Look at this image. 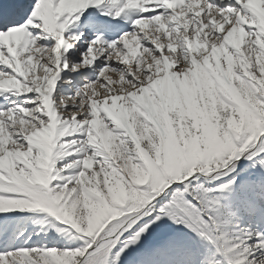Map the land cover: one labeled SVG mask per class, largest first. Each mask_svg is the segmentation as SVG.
<instances>
[{
	"label": "snow or ice",
	"instance_id": "obj_1",
	"mask_svg": "<svg viewBox=\"0 0 264 264\" xmlns=\"http://www.w3.org/2000/svg\"><path fill=\"white\" fill-rule=\"evenodd\" d=\"M0 264H264V0H0Z\"/></svg>",
	"mask_w": 264,
	"mask_h": 264
},
{
	"label": "rangeland",
	"instance_id": "obj_2",
	"mask_svg": "<svg viewBox=\"0 0 264 264\" xmlns=\"http://www.w3.org/2000/svg\"><path fill=\"white\" fill-rule=\"evenodd\" d=\"M16 228L18 231H23L24 229H27L28 234H31L37 230L36 227L33 225V223L29 220H22L21 222H19L16 225ZM25 239H26V237H25ZM19 243L22 244L23 241L21 240Z\"/></svg>",
	"mask_w": 264,
	"mask_h": 264
}]
</instances>
